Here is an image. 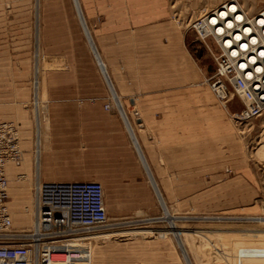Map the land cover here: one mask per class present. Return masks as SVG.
Masks as SVG:
<instances>
[{
	"label": "rangeland",
	"instance_id": "rangeland-1",
	"mask_svg": "<svg viewBox=\"0 0 264 264\" xmlns=\"http://www.w3.org/2000/svg\"><path fill=\"white\" fill-rule=\"evenodd\" d=\"M54 1L0 0V78L4 76L3 79H6L5 84H0V94L5 102L12 101L15 107L27 114L33 130L37 107L30 93L26 99L20 97L17 90L21 86L26 88L24 85L28 86L29 91L30 86L33 90L35 78L38 77L35 102L47 113L45 85L41 81L45 71L53 78L48 86L51 92L67 91V87L88 89L85 80L75 77L80 75L84 79L90 74L97 75L106 86L104 72H101L92 45H89L86 28L95 41L98 54L97 47L108 62L109 53L102 46V30L112 4H100L99 0H88V3L86 0H75V3L73 0H58L56 6ZM222 1L167 0L171 11L169 20L183 36L188 56L200 77L198 85L190 86L188 83L189 98L190 91L200 93L207 89L214 99L206 101L202 94L205 101H189L187 178L173 179L166 216L163 210L157 212L168 221L173 216L177 229L172 228L173 222L169 221L170 226L164 220L161 223L165 224L162 225L169 226L102 230L81 243L85 245L84 248L90 249L86 256L93 264H106V256L112 263L118 260L122 264H137L138 260L134 259L138 254L148 256L147 260L142 259L141 264H188L175 232L180 233L193 264H264V114L238 123L234 113L243 108V103L234 97L226 106L214 97L209 79L217 69L213 54L217 50L216 43L212 39H199L190 26L207 9L216 7ZM243 1L252 11L264 6V0ZM82 10L84 15L79 13ZM38 56L39 59L43 56L44 60L39 62ZM103 62L112 78L110 65L107 68L106 62ZM107 90L110 92L108 86ZM4 111L0 108L3 118L6 117ZM198 113L201 114L197 119L193 117ZM213 114L217 115L214 116L217 121L214 123L215 131L211 132L213 126L210 118ZM18 116L15 112L10 121L18 125L22 137ZM41 128L37 122L38 136L35 142L38 146L32 149L37 150L35 161L44 146ZM30 140L33 141L32 136ZM134 149L138 156L135 145ZM27 157L25 152L21 167L25 170L28 201L21 203L17 200L13 204L16 206L13 212L18 228H28L32 224V212H28L25 205L34 202L35 183L30 172L27 173L31 170V159ZM176 160L179 162V158L173 156V167ZM21 167L15 171L19 172ZM13 174L15 172L11 176ZM10 188L11 193L12 184ZM219 212L263 214V217L259 215L257 222L215 221L205 217ZM87 258L84 260L88 261Z\"/></svg>",
	"mask_w": 264,
	"mask_h": 264
},
{
	"label": "crops",
	"instance_id": "crops-1",
	"mask_svg": "<svg viewBox=\"0 0 264 264\" xmlns=\"http://www.w3.org/2000/svg\"><path fill=\"white\" fill-rule=\"evenodd\" d=\"M56 2L58 0L53 4L57 6ZM99 2L112 4L102 30V46L109 53L108 62L97 47L113 73L111 85L108 84L111 93L107 90V82L103 86L102 79L91 74L85 79L82 75L75 76L88 83L86 90L67 87V91L51 92L48 86L53 78L45 71L41 81L45 85L47 113L36 104L33 86L30 91L26 85V88L21 86L17 90L19 96L26 99L30 93L37 107L34 130L27 114L12 101L5 102L2 94L0 108L5 110L7 120H11L15 112L19 114L23 148L27 159H31V170L27 173L30 172L35 184L99 180L105 187L108 214L111 219L120 220L119 226L167 227L170 220L159 213L163 210L166 216L172 181L187 178L189 101H205L202 94L206 101H212L213 97L204 89L200 93L190 91L189 98L188 83L198 85L200 77L188 56L183 36L169 20L171 11L167 0ZM93 56L97 63L94 53ZM3 77L0 84L6 83ZM112 95L121 102L122 113L116 109L114 100H111L114 108L105 109L104 104ZM200 114L193 117L197 119ZM214 116L217 117L213 114L210 118L211 132L215 131L217 121ZM37 122L41 124L40 134L44 142L39 166L33 151L38 146L35 142ZM173 156L179 158L174 167ZM19 166L15 163L7 165L10 186L12 184L9 196L12 210L16 207L13 206L15 201H28L25 170L21 167L19 172L15 171ZM13 172L15 174L10 177ZM164 220L169 225H162ZM13 223L16 225L15 221ZM147 258L138 254L134 260L141 264L142 259ZM106 264L122 262L112 263L106 256Z\"/></svg>",
	"mask_w": 264,
	"mask_h": 264
},
{
	"label": "built area",
	"instance_id": "built-area-1",
	"mask_svg": "<svg viewBox=\"0 0 264 264\" xmlns=\"http://www.w3.org/2000/svg\"><path fill=\"white\" fill-rule=\"evenodd\" d=\"M261 19L264 21V7L252 11L243 0H224L190 24L199 39H212L216 43L213 54L217 69L209 79L210 87L224 105L234 97L243 103V108L234 113L238 123L264 114ZM38 60L43 61L44 57L38 56ZM105 80L107 86L111 85L110 75ZM108 99L105 109H113L111 100H114L121 113V102L113 96ZM19 140L18 125L0 114V264H83L75 263L74 259L81 257L84 239L100 230L122 227L120 220H113L108 214L104 185L99 180L37 184L34 224L30 228L16 227L11 220L7 164L19 163L23 158ZM259 215L219 212L205 217L215 221L257 222Z\"/></svg>",
	"mask_w": 264,
	"mask_h": 264
},
{
	"label": "bare ground",
	"instance_id": "bare-ground-1",
	"mask_svg": "<svg viewBox=\"0 0 264 264\" xmlns=\"http://www.w3.org/2000/svg\"><path fill=\"white\" fill-rule=\"evenodd\" d=\"M223 2V1H222ZM219 5V4H218ZM217 5V6H218ZM216 6V7H217ZM215 7V6H214ZM264 7V6H263ZM207 9V8H206ZM205 9V10H206ZM249 9H251L250 7H249ZM79 10V9H78ZM208 10V9H207ZM206 10V11H207ZM80 13V15H83L82 13H81V11L79 12ZM81 18H83L82 16H81ZM84 21V20H83ZM259 23L262 25L263 23H264V21L261 19L260 21H259ZM85 26V25H84ZM86 33H87V35H88V38H89V41H90V44L92 45V47H93V49H94V51H95V55H96V57H97V60H98V63H99V65L101 66V69H102V72H104V76L105 77H107L108 76V72H107V69H106V66H105V63L103 62V60H102V58L100 57V55L98 54V52H97V50H96V47H95V44H94V42H93V40L91 39V36H90V34H89V32H88V30H87V28H86ZM114 90V89H113ZM213 92V91H212ZM113 94H115V93H113ZM214 94V93H213ZM215 95V94H214ZM115 99H117L114 95H112ZM216 97V96H215ZM117 101V100H116ZM118 102V101H117ZM120 111H121V108H120ZM122 113V112H121ZM124 113V112H123ZM1 114V113H0ZM2 115V114H1ZM263 115V114H262ZM3 117V116H2ZM5 119V118H4ZM5 120H7V119H5ZM7 121H10V120H7ZM14 122V121H13ZM19 128V127H18ZM130 128V127H129ZM132 129V128H131ZM129 130V129H128ZM133 130V129H132ZM132 133V132H131ZM19 136H20V140H19V144H20V148L23 150V158H22V160L19 162V163H15V164H17V165H22V163H23V160H24V157H25V150H24V148H23V145H22V137H21V133H20V130H19ZM134 138V137H133ZM135 142H136V140H134ZM134 142V143H135ZM137 143H138V141H137ZM136 145H138V144H136ZM35 152V154H36V152H37V150H35L34 151ZM36 159V158H35ZM143 160V159H142ZM144 160H145V158H144ZM37 165H38V163H39V157L37 158ZM35 161V162H36ZM146 161V160H145ZM9 163H14V162H9ZM8 165V164H7ZM21 166H19V167H15L16 169L17 168H20ZM7 176H8V180H9V186H10V179H9V175H8V172H7ZM10 177H11V174H10ZM19 178V177H18ZM37 184H35V186H36ZM38 185H39V183H38ZM11 189V188H10ZM9 193H10V191H9ZM34 197H35V189H34ZM33 197V199H34V202H33V204H31V205H25L26 206V208L25 209H27L28 210V212H32V218H31V216H30V214H29V216H30V218H31V222H32V224H31V226L30 227H32L33 226V224H34V220H35V198ZM10 211H11V220H12V223H13V221H15V216H14V212H13V210L10 208ZM14 217V220L12 219ZM169 220L171 221V222H173L172 224V228L174 229H177L176 228V226H175V224H174V217L173 216H171V217H169ZM263 220V219H262ZM16 222V221H15ZM14 224V223H13ZM30 227H28V228H30ZM24 228H27V227H24ZM122 228V227H121ZM113 229H118V228H113ZM105 230H107V231H109V230H112V229H105ZM100 231H102V230H100ZM100 231H97L96 233H98V232H100ZM96 233H93V234H96ZM176 234H177V236H178V238H177V240H178V242H179V244H180V247H181V249H182V251H183V253H184V256H185V258H186V260H187V263L188 264H193L192 263V261H191V258H190V256H189V253H188V251H187V249H186V247H185V244H184V242H183V240H182V237H181V235H180V233L179 232H175ZM93 234H91L89 237H87V239H85V240H88L90 237H92L93 236ZM83 250V253H82V255H81V257L80 258H75L74 259V262L75 263H80V262H82L83 264H93V261L90 259V258H87V256H86V253H89V251L88 250H90L89 248H85V249H82ZM85 256V257H84ZM84 258H87L88 259V261H85L84 260ZM50 264H55L54 262H51Z\"/></svg>",
	"mask_w": 264,
	"mask_h": 264
},
{
	"label": "water",
	"instance_id": "water-1",
	"mask_svg": "<svg viewBox=\"0 0 264 264\" xmlns=\"http://www.w3.org/2000/svg\"><path fill=\"white\" fill-rule=\"evenodd\" d=\"M84 17V16H83Z\"/></svg>",
	"mask_w": 264,
	"mask_h": 264
}]
</instances>
